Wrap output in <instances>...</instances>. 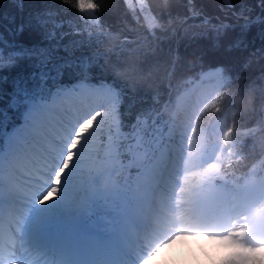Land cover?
I'll list each match as a JSON object with an SVG mask.
<instances>
[{"label":"snow or ice","instance_id":"1","mask_svg":"<svg viewBox=\"0 0 264 264\" xmlns=\"http://www.w3.org/2000/svg\"><path fill=\"white\" fill-rule=\"evenodd\" d=\"M11 2L22 10L24 0ZM225 2L231 5L232 0ZM73 6L81 20L100 25L101 4L96 0H75ZM259 7L255 19L251 10H242V29L254 23L264 26V0H259ZM244 11L249 15L244 16ZM53 17L51 11L37 12L35 26L44 29L43 40L26 44L17 37L33 27V16L19 23L14 16H0L11 25L0 23V254L7 236L13 241L8 245L13 258H29L31 264H140L153 242L135 243L131 231L138 219L135 204L142 196H128L109 187L89 139L98 130L94 122L103 125L109 116V147H117L119 137L127 135L121 115L122 89L115 81L93 75L91 57L59 55L69 53L63 41L71 33L61 31L64 21ZM74 34L83 35L79 26ZM242 43L238 39L234 46L239 48ZM73 67L75 79L65 83V73ZM214 71L224 79L223 67ZM227 79L231 82V75ZM87 97L101 102L74 112L71 103ZM165 128L159 117L141 120L138 116L132 126L133 139L143 142L148 137L149 148L157 145L167 151V159L162 151L156 164L147 169L143 183L148 189L160 187L165 178L171 180L172 171L178 176L181 161L185 166L182 142L186 137L181 134L172 166ZM169 139H173L171 131ZM53 187L55 194L44 200Z\"/></svg>","mask_w":264,"mask_h":264},{"label":"trees","instance_id":"2","mask_svg":"<svg viewBox=\"0 0 264 264\" xmlns=\"http://www.w3.org/2000/svg\"><path fill=\"white\" fill-rule=\"evenodd\" d=\"M96 2L101 4L100 25L94 20L85 22L79 18L73 6L75 0H24L22 10L11 0H0V16H14L19 23L31 14L33 27L17 39L33 44L40 43L44 34L43 28L35 26V14L53 12V19L65 23L61 31L71 33L63 41L69 53L61 51L59 55L91 57L93 75L115 81L122 89L121 115L127 125L124 129L127 135H121L114 147L120 163L118 178L133 176L136 153L143 152L145 163L157 148V145L148 147V137L143 142L132 138L137 117L141 120L159 117L161 126H166L170 119L180 117L181 111L174 99L187 80L202 70L220 67L226 70L225 77L213 78L208 84V102L193 120L190 147L195 148L202 139L209 143L211 137H217L224 129L229 150L218 156L216 177L222 175L231 185H238L251 177L263 176L264 26L254 23L248 30L240 27L244 23L242 10H251L252 19L260 14L259 0H232L231 5L225 0ZM248 15L244 11V16ZM0 23L11 26L8 19ZM224 25L229 27L225 29ZM77 26L83 35L74 34ZM238 39L243 41L239 48L234 46ZM75 73L74 67L69 69L64 82L75 79ZM228 75L232 77L231 82ZM97 129L91 139L104 142L109 124ZM256 254L255 251L244 254L243 263L262 264V258ZM220 264L232 263L222 259Z\"/></svg>","mask_w":264,"mask_h":264},{"label":"rangeland","instance_id":"3","mask_svg":"<svg viewBox=\"0 0 264 264\" xmlns=\"http://www.w3.org/2000/svg\"><path fill=\"white\" fill-rule=\"evenodd\" d=\"M213 78L221 80L217 72L201 71L196 77L190 79L187 85L175 96L174 104L181 109V116L180 118L178 116L177 119H170L167 122L165 144L172 150L169 164L174 166L177 150L181 144L180 137L182 133L184 134L186 138L182 143L185 166L183 161H181L178 176L172 171V167L170 166L169 171H172V179L168 180L165 178V181L161 182L160 187L153 185V189H148L143 182L146 179L147 169L156 164L161 157L162 151L165 152V158L167 159V151L163 146H157L153 157L145 163H143L142 158L143 152L141 151V154L139 152L136 153L134 161L136 168L133 170L135 175L133 173L131 178H123L122 180L117 176L120 170V163L117 161L114 148L109 147V133L106 134L104 142H99L90 137V147L93 149V155L97 158L98 166L102 170H105L104 177L109 187L122 190L128 196H131L132 193L142 196L135 204L138 210V219L134 224L135 226H133L132 233L140 235L148 234L152 238L147 236L141 243H144L146 240L151 241L150 239L157 240L162 235L177 230L208 233L218 238L221 244H217V247H228L231 249L221 259L229 260L232 264H244V254L255 251L257 252L256 255L262 258L261 261L264 264V176L254 178V180L238 186H230L222 177H216L218 172V156L225 154L229 150L225 145L224 136L226 130L224 129L218 132L217 137H211L209 143L205 142V139H202L195 148L192 149L190 147L193 120L197 111L208 102V98H203L202 96L207 97L209 93L208 84L212 82ZM100 102L95 100V98L87 97L72 102L70 106L75 112L77 109H86L90 104L95 105ZM96 110L108 111L109 109L97 108ZM106 119L108 123L103 125L110 123V116ZM99 126L94 122L93 127L98 128ZM169 131H171L173 139H169ZM73 143L75 144V141ZM68 159H71V153H69ZM66 165L67 160L65 161ZM60 171H63V168ZM60 171L57 172L56 183H59ZM176 180H179L178 184H175ZM251 181H253L251 184H254V187L257 186V189L247 191V185ZM202 185L205 186L201 188ZM215 187H218V189H215ZM145 192H147L146 196L143 195ZM173 192L179 194V201H183L184 198L187 201L190 200V196L193 193L210 194L212 202H210V210L208 211L210 215L208 217L214 216L206 222V226L203 225L201 227V230H198L199 226H195V228L190 230H188L189 226L186 228V225L190 222L188 219L191 217L190 214H187L186 209L183 210V217L188 221L173 222L168 218L169 210L167 208L169 205L168 199ZM246 193L252 195L251 200L247 199ZM54 194L55 187L50 189L43 199H50ZM220 197H223L222 199L228 202V207H231L233 204H239L242 207L240 203L243 204V207L241 211H237L233 216L231 215V210H229L225 215L228 218L226 225L224 221L223 228V225H220L217 229L212 230L211 223L216 214L215 205L220 200ZM185 205L188 206L187 203ZM138 225L144 227L145 230H139ZM253 236L257 238H251ZM143 259L140 264H142Z\"/></svg>","mask_w":264,"mask_h":264},{"label":"clouds","instance_id":"4","mask_svg":"<svg viewBox=\"0 0 264 264\" xmlns=\"http://www.w3.org/2000/svg\"><path fill=\"white\" fill-rule=\"evenodd\" d=\"M208 233L177 230L154 241L142 264H220L231 249Z\"/></svg>","mask_w":264,"mask_h":264},{"label":"bare ground","instance_id":"5","mask_svg":"<svg viewBox=\"0 0 264 264\" xmlns=\"http://www.w3.org/2000/svg\"><path fill=\"white\" fill-rule=\"evenodd\" d=\"M180 118V117H179ZM253 181H251L248 185H247V191L250 190H255L257 189V186L254 187ZM205 185H202L201 188H203ZM218 189V187H215V189ZM261 189V188H260ZM185 196V195H183ZM179 194L173 192L172 195L170 196V198L168 199V218L170 220H172L173 222H181L184 220L183 217V210L186 209L187 214H190V222L188 224L189 229H193L195 228V226H199L200 228L198 230H201L203 227V225L206 226V222L212 218V216L208 217V211L210 210V202H212V197L210 194H197V193H193L191 194V198L190 200L187 201V199H183V201H179L178 200ZM223 197H220L218 203H216V218L213 219L211 226L213 229L218 228V226L223 225L222 228L224 227V221H225V225L228 221V218L225 217L226 213L231 210V215H235V213H237V211H241L242 207L239 204H231V207H228V202L225 199H222ZM185 203H187L188 206L185 205ZM235 207V208H233ZM146 208V207H145ZM200 216V217H199ZM231 216V217H232ZM196 217H199V220L196 222L195 219ZM218 218V219H217ZM144 225V224H143ZM133 226H135L134 224L131 226V231L133 230ZM143 228V229H142ZM146 228V227H145ZM138 229L143 231L145 230L144 227H141L138 225ZM150 229V228H149ZM195 230V229H194ZM205 232V231H204ZM134 235L136 236V240L135 243H141L142 241H144V239L149 236L152 238L151 235H140L138 233H134ZM8 240H11L7 237ZM151 241H154L152 239H150ZM18 243V242H17ZM153 243H151L150 245L152 246ZM8 245H10L9 243H6L5 241V246L3 247V252L2 254H0V264H31V260L29 258H13L12 256V249L11 247H9ZM150 246V247H151ZM9 248V250H7ZM150 249V248H149ZM15 262V263H14Z\"/></svg>","mask_w":264,"mask_h":264}]
</instances>
